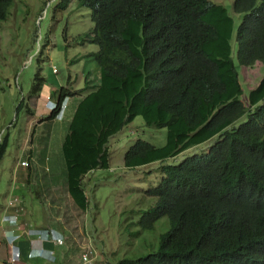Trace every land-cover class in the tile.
<instances>
[{
    "label": "trees",
    "instance_id": "trees-1",
    "mask_svg": "<svg viewBox=\"0 0 264 264\" xmlns=\"http://www.w3.org/2000/svg\"><path fill=\"white\" fill-rule=\"evenodd\" d=\"M50 3L37 26L44 42L59 24L66 35L63 12L74 4L91 23L82 43L96 46L87 54L96 76L81 89L58 87L44 117L76 98L61 144L74 204L87 208L83 177L108 168L109 140L123 126L140 116L166 130L162 146L137 138L122 158L127 169L158 163L142 190L151 203L126 225L130 237H158L108 264H264V0H232L237 24L212 0ZM13 6L0 0V22Z\"/></svg>",
    "mask_w": 264,
    "mask_h": 264
},
{
    "label": "rangeland",
    "instance_id": "rangeland-1",
    "mask_svg": "<svg viewBox=\"0 0 264 264\" xmlns=\"http://www.w3.org/2000/svg\"><path fill=\"white\" fill-rule=\"evenodd\" d=\"M51 1L14 0L15 6L6 20L0 22V264H9L8 239L12 242L14 236L19 242L38 237L43 221L54 215L60 219L52 227L61 234L62 245L69 248L67 255L72 254L69 264H85L81 259L83 253L92 257V264L113 263L123 257H134L136 252L149 251L145 246L149 244L147 239L153 240L160 232L156 229L130 237L126 229L129 217L135 221L151 203L142 190L152 185L156 173L150 169L158 163L127 169L122 158L137 138L162 146L166 130L145 126L140 116L123 126L109 140L108 168L83 177L88 198L86 209L74 204L66 188L61 191L66 186L61 144L76 98H67L55 118L44 117L50 113L58 87L81 89L86 75L90 73V79L96 76V66L87 56L96 46L82 43L81 35L88 32L91 23L87 10H77L74 4L63 12L66 35L63 36L59 24L49 33L47 42L43 41L37 26ZM212 1L224 6L234 23H238L239 16L231 9L232 0ZM212 140L164 162L174 163L205 151ZM49 190L56 200L55 204L50 203L55 207L51 209L46 194ZM14 216L16 222L11 224L7 217ZM8 228L12 235L3 232ZM130 229L134 231L135 226ZM157 242L158 238L152 243L153 248ZM16 247L19 246L15 242L13 248ZM36 248L40 250L41 246Z\"/></svg>",
    "mask_w": 264,
    "mask_h": 264
},
{
    "label": "crops",
    "instance_id": "crops-1",
    "mask_svg": "<svg viewBox=\"0 0 264 264\" xmlns=\"http://www.w3.org/2000/svg\"><path fill=\"white\" fill-rule=\"evenodd\" d=\"M66 127L68 128V124H66ZM30 166H32V162H30V160H29V166L28 167H30ZM62 166L64 168V161L62 163ZM64 171H65V169H64ZM63 188L65 189L66 186L62 187L61 191H64ZM58 192L59 191H57V193ZM46 194L48 195V198H49L48 201H50L49 205H50V203L55 204L56 200H53V198L51 197L52 191H50V190L46 191ZM19 203L20 202L18 201L17 204H19ZM19 207H22V206L18 205V208ZM51 208H55V207H52L50 205L49 209H51ZM54 216L50 217V219L48 221H43L42 226L39 228L38 232L41 229H43L44 227H48V226H51V228L54 229L55 227H52V226L56 225V222L59 221V219H60L56 215H54ZM56 229L57 228H55V230ZM7 231H12V230L8 228L7 230H4L3 232L8 235ZM18 239L19 238L16 239L13 236L12 239H10V240H13L12 242L10 241L11 243H9V239L7 241H8V244H11V245H15V242L17 243V245L19 247H16L13 249H16V250L21 252L20 258L25 262V264H52V263L53 264H69V259H70L72 254L67 255L68 254L67 250L69 251V248L65 247V245H57L51 240H45V241L41 242V241H39L38 237L25 238V239L19 240V242H17ZM35 246L36 247H38V246L42 247V249L44 250V253H43L44 257H42L40 255L29 256V251L34 249ZM48 253L50 254L51 258H53V260L48 258ZM7 258H8V253H7ZM25 259L28 260V262H30V263H26Z\"/></svg>",
    "mask_w": 264,
    "mask_h": 264
},
{
    "label": "built area",
    "instance_id": "built-area-1",
    "mask_svg": "<svg viewBox=\"0 0 264 264\" xmlns=\"http://www.w3.org/2000/svg\"><path fill=\"white\" fill-rule=\"evenodd\" d=\"M22 165H27L26 162H22ZM7 220L11 223V224H15L16 222V216L13 217V219H9L7 217ZM12 232V231H11ZM10 232V234H12ZM40 240H47V239H51L52 241H54L55 243L57 244H62L63 243V238L61 236V234H59L57 231L55 230H52V229H43L41 232H40ZM43 253H44V250L41 249L38 250L37 248H34L32 249L31 251H29V256H32V255H40L42 257L43 256ZM88 255L86 253H83L82 256H81V259L83 261V263L85 264H92V257L91 259L87 257ZM48 258L51 259V256L50 254L48 253ZM9 264H25L20 256H19V252L18 251H14V249L12 248L11 249V252H10V256H9Z\"/></svg>",
    "mask_w": 264,
    "mask_h": 264
},
{
    "label": "bare ground",
    "instance_id": "bare-ground-1",
    "mask_svg": "<svg viewBox=\"0 0 264 264\" xmlns=\"http://www.w3.org/2000/svg\"><path fill=\"white\" fill-rule=\"evenodd\" d=\"M50 110H51V108H50ZM43 229H52V230H55V229H53V228H43ZM43 229H42V230H43ZM42 230H41V231H42ZM41 231H40V232H41ZM55 231H57V230H55ZM10 232H11V231H7L8 235H12V234H13V233L10 234ZM57 232H58V231H57ZM58 233H59V232H58ZM59 234H60V233H59ZM39 237H40V233L38 234V238H39ZM8 238H9V237H8ZM47 240H51V239H47ZM39 241H41L40 238H39ZM43 241H45V240H42L41 242H43ZM51 241H52V240H51ZM53 242H54V241H53ZM9 243H11V242L9 241ZM54 243H55V242H54ZM55 244H57V243H55ZM62 244H63V243H62ZM62 244H60V245H62ZM57 245H59V244H57ZM13 246H14V245L8 244V252H9V251L11 252V249L13 248ZM15 250H16V249H14V251H15ZM16 251H18V250H16ZM18 252H19V256H21V252H20V251H18ZM21 260H22V259H21ZM22 261H23V260H22ZM23 262H24V261H23ZM24 263H25V262H24Z\"/></svg>",
    "mask_w": 264,
    "mask_h": 264
}]
</instances>
